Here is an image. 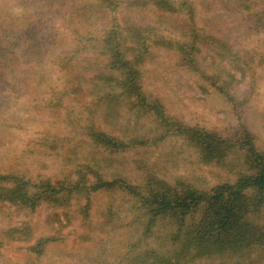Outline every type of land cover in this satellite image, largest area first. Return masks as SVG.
Masks as SVG:
<instances>
[{"label":"rangeland","instance_id":"obj_1","mask_svg":"<svg viewBox=\"0 0 264 264\" xmlns=\"http://www.w3.org/2000/svg\"><path fill=\"white\" fill-rule=\"evenodd\" d=\"M262 1L0 0V264H144L169 228L140 238L150 177L207 190L245 168L183 128L245 126L264 152Z\"/></svg>","mask_w":264,"mask_h":264},{"label":"trees","instance_id":"obj_2","mask_svg":"<svg viewBox=\"0 0 264 264\" xmlns=\"http://www.w3.org/2000/svg\"><path fill=\"white\" fill-rule=\"evenodd\" d=\"M232 1L245 9L253 3ZM197 36L192 34V42ZM127 65L121 61V66ZM125 85L124 82L122 86ZM242 129L243 137L237 143L221 142L199 128L182 129L192 133L190 137L195 142L191 141L202 160L216 159L221 147L239 148L244 149L245 168L233 183L218 184L207 190L180 179L168 184L150 177L143 191L137 192L145 215L140 238H158L155 235L158 221H164L169 228L164 230V237L160 236L164 250H145L144 264H264V152L256 148L245 126ZM96 137L106 144L112 143L113 147L119 146L103 132ZM7 177L0 176V180ZM21 197L25 203L30 199L27 194Z\"/></svg>","mask_w":264,"mask_h":264}]
</instances>
